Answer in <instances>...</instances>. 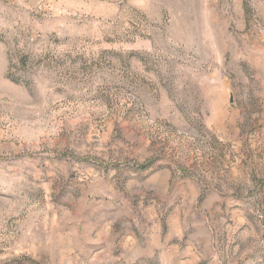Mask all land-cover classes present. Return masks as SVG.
Here are the masks:
<instances>
[{
  "label": "rangeland",
  "instance_id": "rangeland-1",
  "mask_svg": "<svg viewBox=\"0 0 264 264\" xmlns=\"http://www.w3.org/2000/svg\"><path fill=\"white\" fill-rule=\"evenodd\" d=\"M0 264H264V0H0Z\"/></svg>",
  "mask_w": 264,
  "mask_h": 264
}]
</instances>
